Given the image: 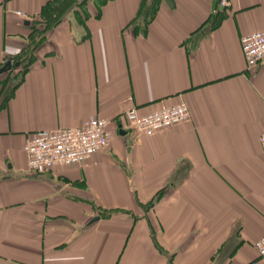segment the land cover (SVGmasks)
I'll use <instances>...</instances> for the list:
<instances>
[{
  "label": "crops",
  "instance_id": "crops-1",
  "mask_svg": "<svg viewBox=\"0 0 264 264\" xmlns=\"http://www.w3.org/2000/svg\"><path fill=\"white\" fill-rule=\"evenodd\" d=\"M219 1L0 0V67L33 50L0 75V264H264V58L240 43L264 0ZM181 102L157 134L123 118ZM92 115L106 149L28 169L32 133Z\"/></svg>",
  "mask_w": 264,
  "mask_h": 264
},
{
  "label": "built area",
  "instance_id": "built-area-1",
  "mask_svg": "<svg viewBox=\"0 0 264 264\" xmlns=\"http://www.w3.org/2000/svg\"><path fill=\"white\" fill-rule=\"evenodd\" d=\"M229 0H220L226 5ZM244 61L247 68L256 66L264 58V26L258 32L243 36L240 40ZM136 108L125 111L123 118L141 134H157L177 124L190 121L189 106L185 102L164 106L157 111L140 116ZM111 120L92 115L79 128L63 130L47 129L32 133L24 146L28 169L36 173L51 170L54 166L80 165L89 160L94 153L106 149L112 137L109 129ZM121 122V126H122ZM261 149L264 151V134L261 135ZM255 247L260 259L264 260V235L256 242Z\"/></svg>",
  "mask_w": 264,
  "mask_h": 264
},
{
  "label": "rangeland",
  "instance_id": "rangeland-1",
  "mask_svg": "<svg viewBox=\"0 0 264 264\" xmlns=\"http://www.w3.org/2000/svg\"><path fill=\"white\" fill-rule=\"evenodd\" d=\"M79 1L80 0H73V2H72V0H65V2H70V5L73 7L76 6L77 4H80ZM80 9H81V7H80ZM41 34L42 33L40 31L38 32V34H36V37L32 43L33 44L32 48L35 47V45H37L36 43L40 39H42ZM32 51L33 50L31 48L27 49L26 53L22 55V57L24 56L23 58H20L21 56L19 58L16 57L15 61H13V64L18 63V68L16 70V75H15L16 79H19L23 75L25 68L28 66V63L31 60Z\"/></svg>",
  "mask_w": 264,
  "mask_h": 264
},
{
  "label": "water",
  "instance_id": "water-1",
  "mask_svg": "<svg viewBox=\"0 0 264 264\" xmlns=\"http://www.w3.org/2000/svg\"><path fill=\"white\" fill-rule=\"evenodd\" d=\"M81 1L85 2L86 0H81ZM13 65L18 66V63L13 64L11 60L5 61L0 67V75L3 73H9L11 69L13 68ZM97 218L98 216L92 221H96Z\"/></svg>",
  "mask_w": 264,
  "mask_h": 264
},
{
  "label": "trees",
  "instance_id": "trees-1",
  "mask_svg": "<svg viewBox=\"0 0 264 264\" xmlns=\"http://www.w3.org/2000/svg\"><path fill=\"white\" fill-rule=\"evenodd\" d=\"M81 2H83V1H81ZM26 68H27V67H26ZM26 68H25V69H26ZM20 80H21V79H20Z\"/></svg>",
  "mask_w": 264,
  "mask_h": 264
}]
</instances>
